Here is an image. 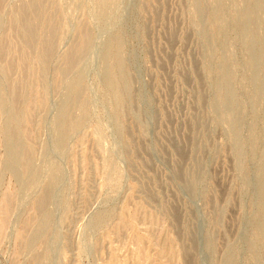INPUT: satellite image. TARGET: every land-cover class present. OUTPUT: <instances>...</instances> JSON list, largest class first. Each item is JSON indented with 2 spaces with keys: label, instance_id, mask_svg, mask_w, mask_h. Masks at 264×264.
I'll use <instances>...</instances> for the list:
<instances>
[{
  "label": "rangeland",
  "instance_id": "374dc122",
  "mask_svg": "<svg viewBox=\"0 0 264 264\" xmlns=\"http://www.w3.org/2000/svg\"><path fill=\"white\" fill-rule=\"evenodd\" d=\"M42 7L46 63L0 56V264H264V0Z\"/></svg>",
  "mask_w": 264,
  "mask_h": 264
},
{
  "label": "bare ground",
  "instance_id": "6f19581e",
  "mask_svg": "<svg viewBox=\"0 0 264 264\" xmlns=\"http://www.w3.org/2000/svg\"><path fill=\"white\" fill-rule=\"evenodd\" d=\"M45 1L46 0H44V2ZM20 8H21L20 10H17L14 13V20L16 22V27L14 28L15 30L14 31L12 30L13 31V33H12V37L13 38L12 39H14V42L11 40V43H9L8 45L6 44L7 46L2 45L0 47V56H3V54H7L9 57L10 56L13 57V60H14V57L16 59V61L14 60V62L13 61H9L10 60L9 59L6 62V64L4 65V67H5L4 69L8 73H9V70L11 69L12 63L16 62L20 67L25 65V60L27 58L26 57L27 53H28V51L31 48L36 49V52L38 54V62H39V64H41L40 66H42L44 62L46 63L47 56L49 55L48 53L50 52L49 51V49H50V37H47L46 34H45L46 33V28H47L46 27V23H44L43 21L40 22V30H39L40 34L37 31V33H36V36L38 35L37 39H36V36H35V32L33 31V29H35L34 26L32 28V25H34L33 23L35 21H38V20H40L42 18L41 17L43 15L42 0H31L30 3L27 4V6H24L23 8L20 7ZM253 10H254V8H253ZM249 12H251V11H249ZM248 15H247V17H249ZM51 20H52V18H51ZM13 24L15 25V23H13ZM47 25H48V23H47ZM246 28H248V27H246ZM82 35H83L82 36V40H83V44H84L87 36L85 35L84 32L82 33ZM40 36H41V38H39ZM74 53H75V51L73 53H71V54H73V56H74L75 55ZM67 59H70V57L67 58ZM15 82H16V80H15ZM12 86L14 87L13 84H12ZM117 104H119V102ZM10 133H12V132H10Z\"/></svg>",
  "mask_w": 264,
  "mask_h": 264
}]
</instances>
